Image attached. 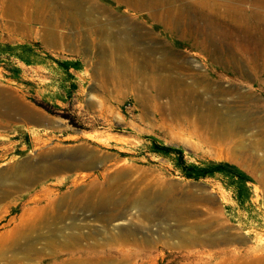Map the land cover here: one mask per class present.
I'll return each instance as SVG.
<instances>
[{"label":"rangeland","instance_id":"rangeland-1","mask_svg":"<svg viewBox=\"0 0 264 264\" xmlns=\"http://www.w3.org/2000/svg\"><path fill=\"white\" fill-rule=\"evenodd\" d=\"M44 1L47 31L36 4L11 15L0 0V264H264L263 25L227 12L170 23L126 0ZM149 138L191 162L237 166L250 177L245 204L217 179L141 153ZM111 186L112 201L130 204L108 223L97 209ZM142 195L173 207L146 218ZM77 196L87 201L72 205Z\"/></svg>","mask_w":264,"mask_h":264},{"label":"bare ground","instance_id":"bare-ground-1","mask_svg":"<svg viewBox=\"0 0 264 264\" xmlns=\"http://www.w3.org/2000/svg\"><path fill=\"white\" fill-rule=\"evenodd\" d=\"M126 1H128V4L133 3L137 7L149 9L150 11H152L154 13L155 17L162 19L163 21L170 22V23H172L175 20H181L182 21L184 19V17L189 15V14L194 15L198 20H201V19H205L204 17H206L207 15H211L210 17H212L213 15H218V13L227 12V14H229L231 16H236V17L241 16L244 19H245V16L248 15L251 19V23H253V24L248 25L247 23H243V24L248 25V27L242 26L243 28H246V27L247 28H257L261 25H263L262 28H264V12L263 11L262 12L261 11H255V10L249 11L248 9L244 8L243 6L234 7L232 10H231V8H232L231 7L225 11H222L220 8H216V7L214 8L213 7L214 10L211 9V11H209L206 9V7L208 5H209L208 7H210L212 5L211 0H200V2H198V3H188L187 0H184L185 2H187L189 4V5L186 4L185 5L186 7L185 6H183V7L173 6L172 3H174L176 0H166L165 3H162L163 1L161 2V0H126ZM231 1L250 2V3L255 4L258 7H264V0H231ZM29 4H36L37 9H38L37 10L38 15H37V17H35V19H37L40 23L43 24V27H42L43 31H47L48 29L51 30V24L50 23L52 20L49 17H48V19L45 18V16H47L45 11L48 13H51V11L53 10V7L47 1H44V0L43 1H38V0H35V1H33V0H9V3L8 4L6 3L4 10L7 14L12 15V14H16L22 6L26 7ZM166 4H169L168 8L166 10H165V8L164 9L162 8L159 11L155 10L156 7L161 6V5L166 6ZM129 5H131V4H129ZM131 6H133V5H131ZM158 9H159V7H158ZM162 11H166V12L162 13ZM42 14H44L43 18H42ZM249 17L247 19H249ZM60 27H63L62 24H60ZM239 29H241V28H239ZM120 62L123 63L124 60L120 59ZM160 63L164 64V60L160 61ZM164 80H167V78L162 77V79L160 81L164 82ZM239 100H240V98H239ZM44 170H46V172H49V169L48 170L44 169ZM113 188H114V186L109 187L108 192H104V195H103V197H108L107 202H110V203H107V202L103 203L102 202V203H100L101 207H99V209H97L98 215L108 223H111L115 216H119L120 219H124L125 217H127L128 214L126 213V211L128 210V207L130 204L126 198H120L116 202L112 201L111 196L113 195V193H112ZM132 192H134V191H132ZM135 194H137V193H135ZM163 194L164 193H162V195ZM86 201H87L86 196H83V197L77 196L73 199L72 205L80 206L83 203H85ZM163 201H164V198L158 199V196H157V199H154L150 195H145V196H143V198L135 201L134 204H137L142 211L143 210L145 211L144 214L147 216L146 218H151L152 216H153V218H155V217H159L161 214H168V212H165V209H170L173 207V205H171V204H165L164 205V203H162ZM132 218L135 219V215H133ZM129 220L131 221L132 219L130 218ZM148 222H150V221H148ZM75 238L76 237L73 235L67 237L66 242L64 244L69 245L71 241L75 240ZM76 240H77V238H76ZM24 249L25 248H23V250ZM61 264H97V262L91 261L89 259H80V260H77V262L71 261V262H65V263H61Z\"/></svg>","mask_w":264,"mask_h":264},{"label":"trees","instance_id":"trees-1","mask_svg":"<svg viewBox=\"0 0 264 264\" xmlns=\"http://www.w3.org/2000/svg\"><path fill=\"white\" fill-rule=\"evenodd\" d=\"M8 46L10 51L14 52V46ZM21 47L24 48V46ZM1 50L0 48V53ZM17 56L23 60H27L23 57L22 53H17ZM146 146L148 147V151L154 155L168 158L172 162L174 170L179 172L183 177L195 180L217 179L225 188L232 190L234 198L239 205L245 204L247 200L246 187L250 181V177L234 164L212 160L200 163L191 162L186 157L185 150L182 147L164 144L155 138L147 139V143L139 148L141 153H144L143 148L145 149Z\"/></svg>","mask_w":264,"mask_h":264}]
</instances>
